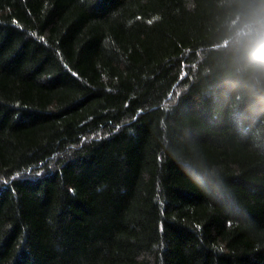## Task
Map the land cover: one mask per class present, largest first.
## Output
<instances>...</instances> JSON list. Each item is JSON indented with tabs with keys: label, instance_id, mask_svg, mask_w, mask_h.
<instances>
[{
	"label": "trees",
	"instance_id": "trees-1",
	"mask_svg": "<svg viewBox=\"0 0 264 264\" xmlns=\"http://www.w3.org/2000/svg\"><path fill=\"white\" fill-rule=\"evenodd\" d=\"M264 0H0V264H264Z\"/></svg>",
	"mask_w": 264,
	"mask_h": 264
},
{
	"label": "clouds",
	"instance_id": "clouds-1",
	"mask_svg": "<svg viewBox=\"0 0 264 264\" xmlns=\"http://www.w3.org/2000/svg\"><path fill=\"white\" fill-rule=\"evenodd\" d=\"M239 35L248 38L247 55L254 61V72L264 78V21L260 22L258 28L242 29Z\"/></svg>",
	"mask_w": 264,
	"mask_h": 264
}]
</instances>
